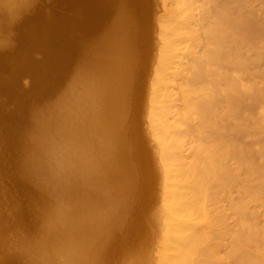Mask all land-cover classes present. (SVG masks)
I'll list each match as a JSON object with an SVG mask.
<instances>
[{
    "label": "bare ground",
    "instance_id": "obj_1",
    "mask_svg": "<svg viewBox=\"0 0 264 264\" xmlns=\"http://www.w3.org/2000/svg\"><path fill=\"white\" fill-rule=\"evenodd\" d=\"M160 1L145 101L153 166L138 123L127 125L153 64L150 0H55L46 11L36 0H0V24L6 17L17 30L0 39V120L29 116L34 127L21 146L32 155L15 159L11 179L26 205L2 211L0 225L33 215L42 230L13 248L3 237L0 264H105L143 234L146 247L136 244L146 249L134 245L127 255L135 264H264V0ZM110 17L105 35L83 41ZM52 41L37 61L36 50ZM77 49L81 64L65 89L30 117L29 98L62 88ZM36 72L32 89L22 87ZM153 201L160 209L149 216Z\"/></svg>",
    "mask_w": 264,
    "mask_h": 264
},
{
    "label": "rangeland",
    "instance_id": "obj_2",
    "mask_svg": "<svg viewBox=\"0 0 264 264\" xmlns=\"http://www.w3.org/2000/svg\"><path fill=\"white\" fill-rule=\"evenodd\" d=\"M160 0H150V3H151V7H152V9H151V13H150V15L151 16H149L150 18V20L148 21V23L150 24L149 26H150V28L149 29H151L150 31H149V35H148V40H149V51H148V58H149V61L151 62V63H153L152 65H148V67H147V70H145V72L143 73V75H145V76H142L143 77V80L145 79V81H140V84H139V89L138 90H140L138 93V100L135 102V105H134V110L133 111H131V114H132V120H131V118H130V121L127 123V125H128V127L130 128L132 125L133 126H135L137 123V127H138V129L140 130V131H142V132H140V133H138V134H142V136L141 135H138L137 136V138H141V137H143V138H141V139H144V141L146 142V150H148L147 152H148V154H149V158H151L150 160H151V164L154 166V160L152 161V149L154 148V149H156L155 147H151L152 145H151V142L153 141L152 140V138L150 137L151 135H150V133H148L149 131H150V128H149V123H148V120H147V116H148V111H147V103L148 102H145V101H148V99H149V96H147V95H149L150 93H149V91H150V89H149V85H148V83L150 82L149 80H151V77L153 76V69H154V66H155V62H156V59H157V55H158V53L156 54V52H158V49H159V44H160V40H158V35L157 34H159V29H157V28H159V21H157V19L158 20H160L159 18H162L163 16H164V10H163V5H161L162 4V2L160 3L159 2ZM36 5L38 4V5H41V6H39L40 8H42L43 10H49V9H52V8H54L55 7V5L54 4H56V2H55V0H36V3H35ZM131 4V3H130ZM54 6V7H53ZM45 8V9H44ZM65 7H62V10L59 8V10L61 11V12H64V13H67V14H71V12L69 13L66 9H64ZM155 11V12H154ZM155 13V14H154ZM75 15V14H74ZM156 16V17H155ZM111 17H113V16H111ZM110 17V18H111ZM152 17V18H151ZM114 18H111V19H106V21H107V23H106V21H105V25H103L102 26V23H101V28H100V24L99 23H97L98 24V26L96 25V26H93L92 27V29L94 30H92L91 32H90V34H89V36H87L86 37V40H83V41H85V42H87V43H90V44H92V43H96V42H93L94 40H98L97 38H99V36H101L103 33H104V35H105V33H106V29H107V27L110 25L109 23H111L112 22V20H113ZM7 19H6V17H2V21H3V24H0V32L1 31H3V33L0 35L1 37H0V39H2V40H5L6 38H13L14 37V30H16L15 28L13 29L11 26L9 27V26H7V21H6ZM110 21V22H109ZM95 23V22H94ZM158 23V24H157ZM155 25V26H154ZM157 25H158V27H157ZM106 26V28H104ZM98 28V29H97ZM13 29V30H12ZM89 30H90V28H89ZM95 30H96V32H95ZM101 30V31H100ZM105 30V31H104ZM153 30V31H152ZM158 30V31H157ZM17 31V30H16ZM16 31H15V33H16ZM13 32V33H12ZM94 32V33H93ZM100 32L102 33L101 35H100ZM7 33V35H5ZM9 34V35H8ZM98 34V35H97ZM4 35V36H3ZM78 35L80 36V34H77V40L75 41H73L74 42V47H75V45L77 46V48H78V44H76V43H78L79 42V39H82L81 37L80 38H78ZM103 35V36H104ZM6 37V38H5ZM5 38V39H4ZM95 38V39H94ZM152 40V41H151ZM158 41V42H157ZM50 44H51V46H50ZM46 45V44H45ZM50 46V49H52L54 46H55V44L53 43V41H52V43H49V44H47L45 47H42V46H44V45H41V48H43V49H41V48H38V50H36V52L34 53V56L36 57V60L37 61H43L46 57L45 56H47V54L48 53H46L47 52V50L49 49V47H47V46ZM85 45V44H84ZM80 47V46H79ZM46 48H48V49H46ZM40 49H41V51H40ZM80 49V48H79ZM79 49H77L76 51H77V53H76V57L74 56L73 57V59L72 60H74V61H70V63H72V64H68L67 66H68V68H66L65 67V72H64V74H65V76L63 75V77H62V79H64V82L63 81H61L60 80V82H59V84H61L62 85V88L61 87H57V85H56V87H54V91L52 90V92L51 91H49L48 93H44L45 94V96L43 95V94H38L35 98L32 96V97H30L29 98V100L28 101H30L29 102V105H30V108H29V110H31V111H29V113H28V115H30V113L32 112H34V111H36V110H39V111H43V110H46V109H48L49 107H50V105H51V102H55V99H56V97H57V95H58V93L61 91V89L62 90H64L65 88L64 87H66V85H67V82L71 79V75L73 76L75 73V71L80 67V64H81V60H82V57H83V55L82 54H79V52H78V50ZM38 51V52H37ZM79 55V56H78ZM82 56V57H81ZM77 58V59H76ZM81 58V59H80ZM80 59V60H79ZM80 62V63H79ZM150 62H149V64H150ZM76 64V65H75ZM74 65V66H73ZM152 66V67H151ZM151 67V68H150ZM150 69H152V71L150 70ZM66 71H68L67 73L68 74H70L69 76H67L66 74ZM72 72V73H71ZM149 72H150V74H149ZM147 74H148V76H147ZM152 74V75H151ZM40 77H41V75H40V73H38V72H36V73H34V74H28L27 76L25 75L23 78H21V82H22V87H24V88H27V87H29V88H27L28 90H31L32 89V87L35 85V83L40 79ZM67 79H66V78ZM141 77V78H142ZM148 77V78H147ZM150 78V79H149ZM36 80V81H35ZM24 81H25V83H24ZM63 82V83H62ZM32 83V84H31ZM147 83V84H146ZM25 85H26V87H25ZM64 85V86H63ZM145 85V86H144ZM58 86H60V85H58ZM148 87V88H147ZM56 88H58V89H56ZM59 88H60V90H59ZM145 88H147V89H145ZM55 89L56 90H58L57 92L55 91ZM144 89V90H143ZM149 89V90H148ZM143 90V91H142ZM147 91V92H146ZM53 92H55V93H53ZM141 92V93H140ZM50 93V94H49ZM52 94V95H51ZM55 94V95H54ZM145 94V95H144ZM147 94V95H146ZM36 95V94H35ZM142 95V96H141ZM147 96V97H146ZM40 97V98H39ZM32 98V99H31ZM146 98H148V99H146ZM141 99V100H140ZM142 99H144V100H142ZM33 102H32V101ZM37 100V101H36ZM11 102V101H10ZM31 103V104H30ZM34 103V104H33ZM52 103V104H53ZM137 103H138V105H137ZM145 103V104H144ZM140 105V106H139ZM144 105V106H143ZM35 106H37V107H35ZM45 106H47V107H45ZM138 106V107H137ZM42 107H44V109L42 108ZM136 107H137V110H138V112L136 111V113H135V110H136ZM10 108V107H9ZM34 109V110H33ZM144 110V111H143ZM133 112V113H132ZM141 112V113H140ZM144 114V115H143ZM135 115H137L138 117H136ZM135 116V117H134ZM141 116V117H140ZM23 117H24V115H23ZM30 117H31V115H30ZM140 117V118H139ZM27 120H26V119ZM25 118H18V119H15L13 122L11 121V122H5V121H1L0 120V132L3 134V138L2 137H0V148L3 146V145H5V146H3V148H1V150H2V152H1V150H0V161L2 162L1 164L2 165H0L1 167H0V194L2 193V192H8V191H10L9 189H11V188H13V187H15V189L13 190V191H10L9 193V195H7L8 193H6V195H5V192L4 193H2V195H0L1 196V198L5 195L6 197H3V198H9L8 200H5V199H3V200H1V198H0V204L2 203V205H0V206H3V208H2V210L0 211V215L2 214V211H3V213H5L6 214V210H8L9 211V213H11V212H13V211H15L16 210V208H15V210H13L14 209V205L16 206L17 205V208H22L23 207V205L25 204L26 205V199H25V197H27L28 198V196H27V194H26V192H25V190L24 189H20V188H18V187H21L19 184H18V182H16L17 180H18V177L16 178V176H19V174L17 173V166H15V165H17V163L18 162H20L22 159H24V158H26L25 156H29V154H31L32 152H31V150H29V149H27V151L28 152H25L26 151V149H23L22 147H24V145H25V147H26V145H28L27 143L28 142H30V140L31 139H28V137L30 138V136H31V134H33L32 132H33V126L31 125L32 124V122H31V118H29V116H26ZM142 118V119H141ZM145 118H146V121H145ZM26 120V121H25ZM28 120H30V121H28ZM135 120V122H137V123H133V121ZM142 121H143V123H142ZM9 124V126L8 125H6V124ZM148 123V124H147ZM4 124H5V127H4ZM12 125V126H11ZM13 125H14V127H13ZM11 126V131H10V127ZM144 126V127H143ZM7 127L9 128L8 130H6L7 129ZM33 127V128H32ZM143 127V128H142ZM146 127V128H145ZM4 128V129H3ZM145 128V129H144ZM12 129H13V131H12ZM30 129H32V131L30 130ZM143 129H144V131H143ZM6 131H7V133H6ZM15 131V134L13 133ZM29 131L31 132V134L29 133ZM145 131H147V132H145ZM10 132H12V133H10ZM29 133L28 135H26L27 133ZM139 132V131H138ZM131 133H133V132H131ZM2 134H0L1 136H2ZM6 134V135H5ZM19 134V135H18ZM17 135H18V137H17ZM131 135V137L129 136V138H132V135L133 134H130ZM144 135V136H143ZM149 135V136H148ZM25 136V137H24ZM21 137V138H20ZM24 137V138H23ZM26 137H27V139H26ZM135 137V136H134ZM146 138V139H145ZM4 139V140H3ZM22 139V140H21ZM26 139V140H25ZM25 140V141H24ZM152 140V141H151ZM22 141H23V143H22ZM27 141V142H26ZM151 141V142H150ZM3 142H5L4 144H3ZM153 143V145H155L154 144V142H152ZM24 144V145H23ZM19 146V147H18ZM22 146V147H21ZM24 147V148H25ZM19 148V150H17ZM21 148V149H20ZM22 150H24V151H22ZM150 150V151H149ZM17 151V152H16ZM154 151V150H153ZM23 152H25V153H29V154H26L25 156H24V154H23ZM31 152V153H30ZM155 152V151H154ZM22 154H23V156H22ZM32 155V154H31ZM6 156V157H5ZM22 156V157H21ZM5 159V161L3 162V160ZM13 159V160H12ZM18 160V162L16 161V160ZM12 160V161H11ZM16 161V163H14ZM11 162H12V164H14V165H12L11 164ZM3 164H4V167H3ZM9 166H8V165ZM11 166V167H10ZM15 166V167H14ZM152 166V168H154ZM3 167V168H2ZM13 167V168H12ZM15 168V171L13 170ZM3 170H5V171H3ZM9 172V173H8ZM15 172V173H14ZM12 176L14 177L15 176V180H11V179H13L12 178ZM12 181H15V182H13V183H15V184H13V183H11ZM2 183H4V184H2ZM11 184H13L12 185V187H10L11 186ZM160 183H158V185H155V187H157L158 188V186H159V188H160V185H159ZM9 185V186H8ZM18 187H17V186ZM7 186V187H6ZM8 187H9V189H8ZM18 188V190L16 191V189ZM19 190H20V194H19V197L21 196V198H22V200L18 197V195H17V192H19ZM21 190H24V191H21ZM160 190V189H159ZM16 191V192H15ZM13 192V193H12ZM23 192H24V194H23ZM11 194H13L12 196H11ZM25 195V196H24ZM8 196V197H7ZM10 199H14V200H10ZM19 199H20V202H22V201H25V202H22V204L19 202ZM36 200V199H35ZM10 201H12V202H10ZM14 201V202H13ZM39 202V201H38ZM12 203V204H11ZM16 203H20L19 204V206H18V204H16ZM153 207H151V209H150V212H149V216H151V214L153 215V213L152 212H154V208L156 209V207H157V210L156 211H158L159 209H160V205H155V201H153ZM11 204V205H10ZM35 204H36V202H35ZM157 204H159V203H157ZM9 206H13L12 208L13 209H11V211L9 210L10 209V207ZM152 206V205H151ZM159 207V208H158ZM1 208V207H0ZM6 212H5V211ZM8 213V212H7ZM8 213V214H9ZM29 214H27V216H28ZM14 216V215H13ZM30 216L31 215H29L28 216V220H27V223H26V217H25V219L24 218H22V219H24L23 221H24V223L22 222V219H19L18 217V219L16 218V217H12V216H10L9 218L10 219H8V221L6 222V223H2L1 225H0V227L2 226V225H4V227H6V228H4L3 226V228H0V230H3V233L2 232H0V242H2V243H4V241L5 240H3V239H6V241L8 240V245L10 246L9 248H13V247H15V245L18 243V241L20 242V241H31L32 243L33 242H35V241H37L41 236L40 235H42V230H41V227H40V225H38V224H36V220H35V216H31V218H30ZM37 217V216H36ZM18 222H16L15 220ZM30 219H32L31 221H32V223H31V221L29 222V220ZM33 220H35L34 222H33ZM20 221L22 222L21 224L22 225H20L19 223H20ZM14 222V223H13ZM30 224H29V223ZM17 223V224H16ZM26 223V224H25ZM19 224V225H18ZM25 226H24V225ZM135 224V223H134ZM6 225V226H5ZM39 226V227H38ZM136 226L138 227V225L136 224ZM136 226H135V228H136ZM40 228V230L38 229V228ZM6 229V230H5ZM4 230H5V232H4ZM37 230V231H36ZM38 231L40 232V233H38ZM29 233H31V234H29ZM35 233V234H34ZM37 233L39 234V236L37 237L36 235H37ZM34 234V235H33ZM137 234V233H136ZM33 235V236H32ZM18 236H20L21 238H19ZM34 236H36V237H34ZM147 238H148V236L147 235H145ZM144 236V234H143V236H141L140 237V235H135L134 236V239L132 238V241L134 240L135 241V239H139L138 240V242H140L141 244L142 243H144L145 245H144V247H146V242H147V238ZM4 237V238H3ZM17 237L19 238V239H21V240H16L17 239ZM25 238V239H23L22 240V238ZM26 237H28V238H26ZM30 237V238H29ZM34 237V238H33ZM136 237V238H135ZM3 238V239H2ZM36 238H37V240H36ZM143 238H145L144 240H143ZM27 239V240H26ZM32 239V240H31ZM141 239V240H140ZM13 240H15V242L13 243ZM136 240V241H137ZM142 240H143V242H142ZM146 240V241H145ZM10 241V242H9ZM17 241V242H16ZM132 241H131V243H132ZM134 241H133V243H134ZM135 241V244H133V245H130V246H132V250L129 248V247H124L123 246V248H122V246H120V249L118 250L117 248H115V250H112L113 251V253L116 251V253H117V255H116V253H114L115 254V257H114V255L110 252L109 254H108V259H107V263H105V264H120V262H121V259H128L127 258V255L129 256V257H133V255H135L136 254V252H138V251H140L141 250V247H142V250H145L146 248H144L143 247V245H140V246H138L137 244H138V242H136ZM30 242V243H31ZM6 243H4V245H5V247L7 248L8 246L6 245ZM10 243H13L14 244V246L12 245V244H10ZM31 243V244H32ZM137 243V244H136ZM139 243V244H140ZM158 243V240H156V242H154V244L153 245H151V248L149 249L150 250V252H151V250L153 251L154 249L153 248H155V253H156V251H157V249H158V247H159V244H157ZM158 245V247L157 246H155V245ZM134 245H137V248H138V250H137V248H135V246ZM133 247L137 250H135V249H133ZM8 248V249H9ZM128 248H129V250H131V251H129L128 250ZM140 248V249H139ZM118 250V251H117ZM136 252H135V251ZM120 251H121V253H120ZM123 251V252H122ZM126 251H128V252H126ZM134 251V252H133ZM118 252H119V256H120V254L122 255V253H123V258H119V260H116V256H118ZM131 252H133V253H131ZM154 252V251H153ZM152 253V252H151ZM155 253H153V254H155ZM114 257V259H113V257H111V255ZM124 254H126V256L124 257ZM130 254H132L131 256H130ZM111 259H110V258ZM131 257V258H132ZM117 259H118V257H117ZM122 260V261H125V260ZM109 260V261H108ZM128 260H131L130 258L128 259Z\"/></svg>",
    "mask_w": 264,
    "mask_h": 264
},
{
    "label": "snow or ice",
    "instance_id": "obj_3",
    "mask_svg": "<svg viewBox=\"0 0 264 264\" xmlns=\"http://www.w3.org/2000/svg\"><path fill=\"white\" fill-rule=\"evenodd\" d=\"M10 264H16V262H10ZM120 264H135V261L125 260V261H121Z\"/></svg>",
    "mask_w": 264,
    "mask_h": 264
}]
</instances>
